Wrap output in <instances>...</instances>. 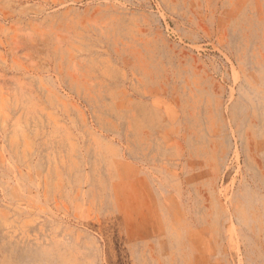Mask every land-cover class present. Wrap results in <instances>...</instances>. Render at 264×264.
I'll return each mask as SVG.
<instances>
[{
    "label": "rangeland",
    "instance_id": "1",
    "mask_svg": "<svg viewBox=\"0 0 264 264\" xmlns=\"http://www.w3.org/2000/svg\"><path fill=\"white\" fill-rule=\"evenodd\" d=\"M0 264H264V0H0Z\"/></svg>",
    "mask_w": 264,
    "mask_h": 264
}]
</instances>
